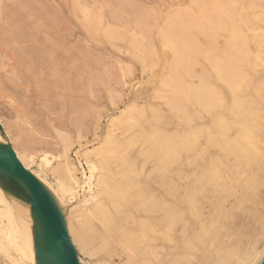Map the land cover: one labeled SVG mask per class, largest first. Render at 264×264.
I'll return each instance as SVG.
<instances>
[{
  "label": "bare ground",
  "instance_id": "1",
  "mask_svg": "<svg viewBox=\"0 0 264 264\" xmlns=\"http://www.w3.org/2000/svg\"><path fill=\"white\" fill-rule=\"evenodd\" d=\"M68 2L80 15L79 25L93 37L102 34L107 43H125L130 64L138 63L145 74L143 78L146 76V81L133 83L130 88L151 85L146 97L152 103H140L138 96H133L117 108L116 101L123 95L115 90L110 92L112 108L107 120L101 126L102 116H97L99 122L93 125L91 139L81 131L83 118L79 117L76 126L81 127H77L75 135L52 127L54 150L51 152L48 148L30 150L33 141L44 137L39 131L33 134L30 123L24 138L17 141L19 153L15 143L0 145L10 146L23 168L48 188L60 213L66 210L65 226L79 228L89 251L96 243L93 222L104 225L106 231L111 230L107 222L115 211L109 209L114 202L113 189L123 186L133 193L124 219L138 226L137 244L145 243V237L163 241L167 220L181 206L188 213L181 218V228L187 225L189 237L199 231L201 224L211 226L214 221L217 224L199 244L197 259L201 264L261 262L264 257L261 247L264 243V0H183L159 10L162 18L159 20L155 8H144L146 13L139 15L143 8L138 10L133 1L125 0L136 18L134 27L130 28L132 25L117 21L122 17H115V24H111L114 19L108 21L112 17L106 19L104 11L108 4L102 0ZM4 7V0H0L4 36L0 39L2 43L7 39L9 44L16 25L11 28L12 23L4 18L10 14ZM149 11H154L153 15ZM39 28L45 31L41 24ZM81 44L70 46L52 41L48 51H44L52 73L56 75V70H61V76L57 75L61 77L60 83L72 92L81 83L87 85L85 67L91 57L85 44ZM97 62H94L96 67L104 65ZM117 64L123 77L133 70L128 64ZM0 70L9 74L12 82L17 80L16 66L8 68L0 62ZM104 70L111 75L109 68L104 66ZM123 84L125 87L126 83ZM87 91L91 93L90 89ZM10 105L14 109L18 107L17 116L19 112H32L40 117L36 109L29 108L30 104ZM81 105L73 104L75 108L84 107ZM190 143L194 145L191 152ZM149 173L153 174L152 188H137L140 177L148 184ZM198 175L206 176L205 191L198 200L202 220L193 221L191 208L184 205V196L189 185H195ZM20 204L36 258L31 206L22 198ZM237 213L247 215V223L236 229ZM77 257L85 264L78 252ZM0 264H20L16 240L1 213Z\"/></svg>",
  "mask_w": 264,
  "mask_h": 264
},
{
  "label": "rangeland",
  "instance_id": "2",
  "mask_svg": "<svg viewBox=\"0 0 264 264\" xmlns=\"http://www.w3.org/2000/svg\"><path fill=\"white\" fill-rule=\"evenodd\" d=\"M68 1L71 0H4L5 7L3 9L4 11H8L7 14L10 12L8 16L9 18L6 16L4 18H6L9 23H12L10 24L11 28L13 24L14 26L16 25L15 27H18L14 30L13 28L15 27L12 28V31H14V36L12 34L13 38L9 39V44H7V39H5L7 41L3 40L5 43H2V39H0V42L2 43H0V62L5 63L8 68H10L12 65L16 66V73L18 75V78L16 81L12 82L13 80L9 77L10 75L4 74L5 72L0 70V112H3L8 108H12L15 119L18 118V120H20V122H18V125L21 128H27L28 123L32 124L33 121H37L38 118H40L38 122H40L43 128L45 129L43 132H41L44 136L43 138L45 139L41 138L42 140H40V138H38L39 140L37 139L36 141H33L32 138L33 143L31 142L32 144H30L32 147L30 150L37 151L40 149L46 151L47 149L45 148H48V152L54 150V138L52 139V137L54 136V131L52 127L62 130H66V128L71 129L72 132L70 133L72 135H75L77 133V127L80 126H76L78 125L77 119L79 117L83 118V121H81L82 127L80 126L81 131L83 132V134L85 133L84 135L87 134V138L90 137V132L93 129V125L96 126L97 122H99V115L100 117L102 116L100 119L101 126L102 124H105L107 120L106 115L112 108L110 105L111 97H113L110 93L112 91H121L123 95L121 100L115 99V101L118 100L116 101L118 105L122 103V100L128 102L131 101L135 96H138L140 103L151 102V100L146 97L150 93L149 90L151 88V85H147L145 87H138L133 90L130 88L133 83L135 84L136 82L146 81V76L145 78H143L145 74L141 72V68L138 63L130 64L131 60L129 58V55L125 51V43L121 41H112V43L108 41L107 43L106 39L103 40L104 35L102 37V34L100 35L101 37L99 35L97 38H95V35L93 37V34L86 30L83 25H79V23H81V20L79 18L80 15L79 13L76 14L77 11L73 9L72 3ZM86 1L90 3L96 2V0ZM98 1L101 2V0H97V2ZM128 1H133L134 3H132V5H134V7H136V9L138 10L143 8L142 10H140L142 13L139 11V15L145 14L146 12L143 11L146 9L150 10L155 8V11H157L155 13L157 14V16H159V20L161 18L159 10L162 11L163 9H165L164 7H168L169 5L167 4L171 5L172 3H178L183 0ZM102 2H106L108 4V6L105 8L106 11H104V13L106 12L105 16L107 20L110 16L112 17L109 18V22L110 19H114L111 21V24H115V20L118 17H122L118 18L117 21L124 22L127 25H132L129 26V28L134 27L133 23L136 18L135 15L130 12V8L126 6L125 0H102ZM159 3L165 5H161ZM116 6L118 8H121V12L122 9H124V12L121 13L119 11L120 9L117 10ZM71 9H73L74 11H72ZM116 10V14H112V12ZM108 11H110V13ZM153 12L154 11L150 13L149 11L151 15H153ZM74 13L76 17L73 16ZM148 17L149 16H147V18ZM151 20H153V18ZM40 24L45 28V31H42L40 28V30H38V25ZM2 27L3 23H0V38L4 37L2 36ZM154 30L155 29H153L152 32H154ZM19 36L21 37V39L19 38ZM52 41L58 44L61 43L70 46L78 45V43H82L81 45L83 46L85 44V47L89 51V57H91L88 59V64H86L85 67L87 73L86 82L88 86H85V84L81 83L80 86H75L72 92L71 90H67L63 85H61L62 80L59 79L61 77H58L61 76V70L57 69L56 72L58 74L54 75L49 65L50 62L47 61L46 55L44 54V51L46 52L50 48L49 46ZM40 51H42V53ZM96 61H98L97 64H100L102 62V64H104L102 65L103 68L101 64L96 67ZM117 62H122L125 65L128 64V66H132V72L126 74V76L123 77L121 71L117 69ZM104 66L111 70H108L110 71L111 75H109V72L107 73L104 70ZM57 67L59 66L57 65ZM113 67L115 69H113ZM156 69L157 68H154L153 70ZM8 70L10 71V69ZM117 78L120 81L117 80ZM123 82L128 84L127 88L123 87ZM88 89H90L91 93L87 91ZM11 101H14V103H12ZM105 102H107V107L105 106ZM10 104H30L29 108L36 109L40 117H36L35 114H33L32 112H19L17 116L16 109L18 107L14 109L13 107H11ZM73 104L77 106L82 104L85 108H75ZM85 128L87 129L85 130ZM83 129L85 130V132ZM37 141L39 142L36 143ZM42 146L43 148L41 149ZM33 169H35V167H33ZM44 187L48 190L45 185ZM262 193L264 195V186L262 188ZM0 213L4 218L5 223L8 225V229L16 240L17 250L20 255V264H37L29 241L30 228L28 226L25 212L21 208L20 197L8 191L7 180L5 178L3 180H0ZM61 213L63 215L64 221H66V210L64 209L63 211L62 209ZM237 214V220H234L236 229L240 228L241 226L247 223V215L239 213ZM82 261L86 264L83 259Z\"/></svg>",
  "mask_w": 264,
  "mask_h": 264
},
{
  "label": "snow or ice",
  "instance_id": "3",
  "mask_svg": "<svg viewBox=\"0 0 264 264\" xmlns=\"http://www.w3.org/2000/svg\"><path fill=\"white\" fill-rule=\"evenodd\" d=\"M139 87V85H137ZM127 88V84H125ZM127 101H123L117 108L123 107ZM226 103V101H225ZM107 107V102H105ZM29 129L21 128L18 125L17 120L13 115L12 108L0 112V136L3 137L0 143L16 144L17 152L19 153L18 140L24 138L25 131ZM31 130L33 134L37 131L43 132L45 129L38 121H33L31 124ZM72 132L71 129H66ZM91 139V137H89ZM83 143V141H82ZM194 149L193 144L188 145V150L191 152ZM76 147H73V151H76ZM6 166L13 169L10 180H21L29 187H32V178L26 176L19 171L16 165V158L12 156L8 150L0 151V162H5ZM27 163V158L25 159ZM193 166V162L189 160V167ZM34 167V166H33ZM102 171V170H98ZM151 173L148 174V184H144V178L140 177V183L137 188L150 190L152 188ZM173 180L176 176H172ZM4 176L0 175V180H3ZM43 179V174H41ZM191 179V177H190ZM205 179L206 176H197L195 185H189L184 196V205L191 208V217L193 221L202 220L199 213L198 200L203 196L205 191ZM181 185L183 182L181 181ZM54 187V186H49ZM39 188V185H36ZM114 202L109 205V209H114L110 216V220L107 222L111 225V230L106 231V227L99 223L93 222L92 235L96 238V243L92 246V250L89 251L85 247V242L82 238V233L78 227H63L64 236L66 237L67 244L71 249L79 253L81 258L86 264H201L197 259V252L200 242L209 235V232L214 229L217 224L215 221L211 226L207 224H201L199 231L193 233L191 237L187 235V225L181 228V218L188 215L186 210H181V206H178L174 215L167 220V231L162 233L164 239H150L145 237V243L137 244L140 232L137 225L128 223L124 217L127 215L129 209L126 207L132 190H125L123 186L113 189ZM60 195L59 192L56 193ZM76 200H72V204H75ZM70 207V205H69ZM67 223V222H66ZM74 224V222H73ZM139 227H143L140 225ZM261 247L264 248V243H261ZM53 259L51 264H64V251L63 244L60 241L54 242L51 251ZM264 259V258H261ZM251 264H260L258 260H253Z\"/></svg>",
  "mask_w": 264,
  "mask_h": 264
},
{
  "label": "water",
  "instance_id": "4",
  "mask_svg": "<svg viewBox=\"0 0 264 264\" xmlns=\"http://www.w3.org/2000/svg\"><path fill=\"white\" fill-rule=\"evenodd\" d=\"M3 150L10 151L16 158L10 146L0 145V151ZM16 165L21 173L32 178V187L21 180H10L13 169L6 166V161L0 162V175L7 180L8 191L16 194L31 206L37 264H51L53 257L50 251L56 241L63 244L64 264H81L75 250L67 244L63 231V227H66L64 219L50 192L37 178L23 168L17 158ZM36 185H39L38 189ZM260 264H264V259Z\"/></svg>",
  "mask_w": 264,
  "mask_h": 264
}]
</instances>
